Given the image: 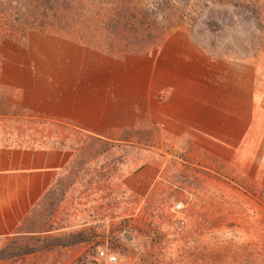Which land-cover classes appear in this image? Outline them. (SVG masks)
<instances>
[{
	"label": "rangeland",
	"instance_id": "rangeland-1",
	"mask_svg": "<svg viewBox=\"0 0 264 264\" xmlns=\"http://www.w3.org/2000/svg\"><path fill=\"white\" fill-rule=\"evenodd\" d=\"M0 2V144L58 146L72 155L18 231L0 238V252H38L0 264H264V190L246 168L187 148L192 144H173L149 123L102 137L70 131L65 126L79 128L24 107L3 77L5 67L17 60L33 75L27 45L36 34L73 39L53 21L29 26L24 17L15 20L14 10L29 0ZM125 2L129 6V0L115 4ZM85 7L96 22L100 14L113 15V2L89 0ZM185 12L188 21L167 17L174 23L170 32L185 30L214 55L256 51L264 0H189ZM100 25L95 32L106 35ZM8 34L14 37H2ZM77 42L100 52L89 47L91 40Z\"/></svg>",
	"mask_w": 264,
	"mask_h": 264
},
{
	"label": "crops",
	"instance_id": "crops-1",
	"mask_svg": "<svg viewBox=\"0 0 264 264\" xmlns=\"http://www.w3.org/2000/svg\"><path fill=\"white\" fill-rule=\"evenodd\" d=\"M36 35L33 75L17 60L3 72L24 107L102 137L149 123L173 144L246 168L264 190V28L256 51L237 58L181 29L151 54L122 56ZM71 159L60 148L0 144V238L18 231Z\"/></svg>",
	"mask_w": 264,
	"mask_h": 264
},
{
	"label": "trees",
	"instance_id": "trees-1",
	"mask_svg": "<svg viewBox=\"0 0 264 264\" xmlns=\"http://www.w3.org/2000/svg\"><path fill=\"white\" fill-rule=\"evenodd\" d=\"M99 1L100 3L113 2V15L109 17L106 14H100L97 22L90 13L92 10L85 7V3L89 0H29L25 8L19 11L14 10L11 16L15 20L24 17V21L29 26H44L46 20L53 21L56 26H59L57 28L60 32H64L66 36L73 40L82 43L91 40L89 47L116 56L130 52L147 53L158 43V46H160L172 26L174 27V23L168 20L169 17H176L182 22L190 20V15L185 12L189 0H148L141 6H137L136 1L140 3L142 0H129V6L125 2V5L121 7L115 4L117 0ZM114 7H117V9ZM103 19L105 22H101ZM100 24L105 26L106 35H103V33L99 35L95 32V27L97 25L101 27ZM94 32L99 37H93L92 33ZM2 37L11 40L14 34L3 35ZM46 121L49 122H43V124L64 127L62 124L57 125L54 121ZM39 124H42V122H39ZM65 127L70 128V131L82 133V130H76L71 125ZM53 148L61 147L56 146ZM77 243L84 242L79 241L73 244ZM56 245L58 244H54V246ZM36 252L38 251L22 250L15 254L6 247L0 252V261L4 260L6 262L13 257L21 259Z\"/></svg>",
	"mask_w": 264,
	"mask_h": 264
}]
</instances>
